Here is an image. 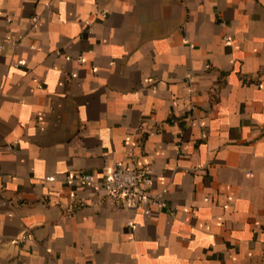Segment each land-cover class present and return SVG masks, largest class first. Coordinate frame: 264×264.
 <instances>
[{"label":"crops","instance_id":"1","mask_svg":"<svg viewBox=\"0 0 264 264\" xmlns=\"http://www.w3.org/2000/svg\"><path fill=\"white\" fill-rule=\"evenodd\" d=\"M0 264H264V0H0Z\"/></svg>","mask_w":264,"mask_h":264},{"label":"built area","instance_id":"2","mask_svg":"<svg viewBox=\"0 0 264 264\" xmlns=\"http://www.w3.org/2000/svg\"><path fill=\"white\" fill-rule=\"evenodd\" d=\"M35 20V18L32 20L34 24ZM65 180L80 184L94 181L90 172L81 170H74L66 174ZM150 180V171L148 169L125 166L120 162H116L112 170L101 179L99 184L106 192L120 198L130 208H139L147 205L160 207L163 202L159 196L148 190Z\"/></svg>","mask_w":264,"mask_h":264}]
</instances>
